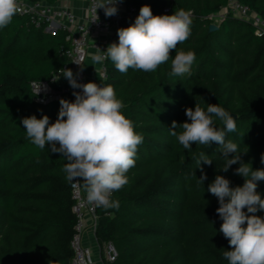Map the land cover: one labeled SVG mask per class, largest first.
<instances>
[{
	"label": "trees",
	"instance_id": "trees-1",
	"mask_svg": "<svg viewBox=\"0 0 264 264\" xmlns=\"http://www.w3.org/2000/svg\"><path fill=\"white\" fill-rule=\"evenodd\" d=\"M239 1L264 18V0ZM123 2L138 15L145 4L153 15L191 11V35L176 51H194L196 60L190 76L170 75L171 60L155 72L129 69L126 74L110 59L104 61L105 84L114 87L143 143L126 174L128 183L112 194L119 209H97L96 237L115 245L118 257L112 264H229L223 257L231 248L219 231L218 199L208 186L217 175L231 187L242 186L245 178L235 174L240 164L222 171L227 161L220 145L193 143L187 150L169 128L173 121L190 123L187 108L198 104L206 111L209 104L218 105L236 119V131L226 134V142L238 145L243 163L264 169V34L229 13L210 31L212 15L228 0ZM135 19L124 16L109 45L118 43L117 30ZM69 46L61 29L38 27L27 15L17 13L0 29V264H70L72 258L75 215L70 182L62 171L67 161L50 145L43 150L34 146L21 122L32 115L56 121L60 100L37 102L30 82L49 80L67 62ZM62 98L74 101L68 94ZM215 126L223 128L219 119ZM202 154L213 163L201 161L198 167ZM202 174L207 176L203 183ZM256 190L264 199V181H257ZM256 215L264 217V212Z\"/></svg>",
	"mask_w": 264,
	"mask_h": 264
},
{
	"label": "clouds",
	"instance_id": "clouds-1",
	"mask_svg": "<svg viewBox=\"0 0 264 264\" xmlns=\"http://www.w3.org/2000/svg\"><path fill=\"white\" fill-rule=\"evenodd\" d=\"M121 2L100 0L95 7L96 20L97 9L102 8L106 17H112ZM18 11V0H0V29L7 27ZM191 17V11L184 9L171 15H153L151 7L145 4L133 24L117 30L119 42L111 43L106 51L97 48L98 52L91 58L94 63L110 59L122 74L129 69L155 72L171 60L170 75L190 76L195 52L176 49L191 35ZM60 75L71 88L82 91L72 93L74 101L60 99L54 123H50L47 115L40 119L35 115L22 118L26 138L41 150L50 145L52 153L62 154L67 161L62 168L66 179L73 187L84 190L89 204L118 210L119 201L112 199V193L128 183L126 174L135 166L143 136L123 114L125 105L112 85L80 83L70 68L60 69ZM185 115L190 123L178 125L173 121L169 134L187 150L193 143L206 146L217 143L227 161L221 170L227 172L232 165L240 164L235 174L245 178L242 186L231 187L228 179L217 175L208 186L219 203L216 212L223 221L219 231L231 248L223 252V257L229 264H264V217L256 215L258 211L264 212V199L256 190L257 181H264V169L253 170L251 164L243 163L238 145L231 140L226 142V134L236 131V119L224 108L209 104L205 111L197 104L194 110L187 108ZM215 119H219L223 128L215 126ZM178 127L183 130L179 134L175 131ZM201 161L207 165L213 163L203 154L198 167ZM261 162L264 163V155ZM206 179V174L199 178L202 183Z\"/></svg>",
	"mask_w": 264,
	"mask_h": 264
},
{
	"label": "built area",
	"instance_id": "built-area-1",
	"mask_svg": "<svg viewBox=\"0 0 264 264\" xmlns=\"http://www.w3.org/2000/svg\"><path fill=\"white\" fill-rule=\"evenodd\" d=\"M57 1L60 0H55L54 3H49L46 0H18V14L29 16L38 27L46 25V29L50 31L55 32L61 29L65 33L70 46L64 51L68 60L60 69L70 68L80 83L91 81L106 85L105 60L100 62L97 81L92 80L87 74L86 61L90 55L89 48L93 47L96 50L99 48L106 51L110 43V36L116 31L122 18L127 15L137 17V12L134 7L121 2L116 5L118 12L112 17H106L102 8L97 9L99 19L96 20L95 7L100 0H87L83 15H78L74 9L68 6L56 4ZM227 13L252 24L256 33L264 34V18L239 0H228L227 6L222 11L212 15L211 23L216 24ZM60 69L49 80H32L30 82L31 90L37 102L48 104L59 101L66 94L75 100L72 93L82 91L71 88L68 80L60 75ZM70 190L73 200L72 210L75 215L73 234L70 239L73 252L70 264H95L97 259L94 258L92 249L84 244L83 236L88 227L96 230L98 224L97 209L99 207L89 204L84 190L79 186L73 187L72 182H70ZM117 257L118 251L111 241H104L100 244L99 264H112Z\"/></svg>",
	"mask_w": 264,
	"mask_h": 264
},
{
	"label": "crops",
	"instance_id": "crops-1",
	"mask_svg": "<svg viewBox=\"0 0 264 264\" xmlns=\"http://www.w3.org/2000/svg\"><path fill=\"white\" fill-rule=\"evenodd\" d=\"M56 4L59 5H63V6H68L72 9H74V11L76 13H78V15H83L85 13V8L87 5V0H60L57 1ZM48 30V29H47ZM50 31V30H49ZM98 52V50H96L93 47L89 48V58L88 61L86 62V69H87V74L89 75V77L95 81H97V77L99 76V67H98V63H94L92 60V56L94 54H96ZM83 241L84 244H86L87 246H89L92 249V252L94 253V256L96 257L98 263H99V254H100V242L98 241L96 234H95V230L92 227H88L85 232H84V236H83Z\"/></svg>",
	"mask_w": 264,
	"mask_h": 264
},
{
	"label": "water",
	"instance_id": "water-1",
	"mask_svg": "<svg viewBox=\"0 0 264 264\" xmlns=\"http://www.w3.org/2000/svg\"><path fill=\"white\" fill-rule=\"evenodd\" d=\"M218 28V26L215 23H210L209 24V30L210 31H214Z\"/></svg>",
	"mask_w": 264,
	"mask_h": 264
},
{
	"label": "rangeland",
	"instance_id": "rangeland-1",
	"mask_svg": "<svg viewBox=\"0 0 264 264\" xmlns=\"http://www.w3.org/2000/svg\"><path fill=\"white\" fill-rule=\"evenodd\" d=\"M110 37H111V36H110ZM107 39L109 40L110 38L108 37ZM87 61H88V59H87ZM87 61H86V62H87ZM98 64H99V65H98V67H99V66H100V63H98ZM98 78H99V76L97 77V79H98ZM62 80H63V79H62ZM92 80H93V79H92ZM93 254H94V253H93ZM94 258L96 259L95 256H94ZM95 264H99L98 261H96Z\"/></svg>",
	"mask_w": 264,
	"mask_h": 264
}]
</instances>
